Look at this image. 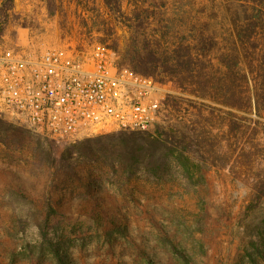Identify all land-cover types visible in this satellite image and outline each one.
<instances>
[{"label": "rangeland", "instance_id": "obj_1", "mask_svg": "<svg viewBox=\"0 0 264 264\" xmlns=\"http://www.w3.org/2000/svg\"><path fill=\"white\" fill-rule=\"evenodd\" d=\"M143 1L166 17L175 16L182 0H168L166 11L161 0ZM224 1L196 0L193 13L226 17ZM135 5L124 0L121 15L104 0H14L12 15L0 17V48L31 41L42 49L102 44L115 47L118 66H129V17L146 13ZM153 77L164 87V100L146 130L60 141L0 115V264L57 263L32 216L46 198L63 213L52 239L71 264H148L147 256L159 264H187L167 236L186 249L191 264H264V110H214L218 104L191 87L161 72ZM237 115H244L239 131ZM165 131L168 141L156 145L164 163L133 164L132 153L143 157L147 141ZM133 142L137 153L130 150ZM10 183L24 185L34 202L8 194Z\"/></svg>", "mask_w": 264, "mask_h": 264}, {"label": "trees", "instance_id": "obj_2", "mask_svg": "<svg viewBox=\"0 0 264 264\" xmlns=\"http://www.w3.org/2000/svg\"><path fill=\"white\" fill-rule=\"evenodd\" d=\"M104 1L108 8L124 14V0ZM130 1L135 2V8L144 6L142 11L146 13L129 17L127 26L133 30L134 40L126 59L129 66L120 67H129L134 72L152 77L154 73L161 72L178 86L191 87L199 98H209L218 104L214 110L222 111L221 107H225L226 112L233 115L236 111L248 113L253 110L257 113L264 110V0H225L226 17H195L196 0H182L175 16L166 17H159L156 11L150 12V7L143 0L141 3ZM161 5L165 11L168 10V0H161ZM202 9L204 13L205 7ZM13 10L14 0L0 1V17H10ZM3 31L2 25L0 35ZM237 116L239 131L244 115ZM169 135L170 132H160L155 141H147L143 157L132 153L133 164L144 160L148 166H161L164 160L156 152V145L166 144ZM88 141L84 140V144ZM131 144L130 150L136 148L137 153L140 148L135 142ZM11 186L8 194L27 203L34 202L24 185ZM62 214L50 198H46L41 212L32 216L39 239L53 252L56 264H71L67 252L52 239V225ZM20 219L26 220L24 216ZM165 238L176 255L185 263H192V258L180 243L169 236ZM147 262L159 264L148 256Z\"/></svg>", "mask_w": 264, "mask_h": 264}, {"label": "built area", "instance_id": "obj_3", "mask_svg": "<svg viewBox=\"0 0 264 264\" xmlns=\"http://www.w3.org/2000/svg\"><path fill=\"white\" fill-rule=\"evenodd\" d=\"M164 87L116 63L106 45L0 48V115L55 140L146 130L158 119Z\"/></svg>", "mask_w": 264, "mask_h": 264}]
</instances>
